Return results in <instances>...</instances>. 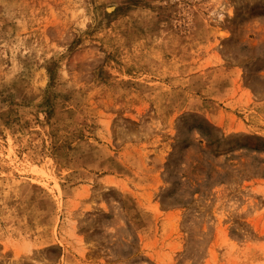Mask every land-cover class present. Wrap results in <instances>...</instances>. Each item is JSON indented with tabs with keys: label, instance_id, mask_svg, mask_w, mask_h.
I'll list each match as a JSON object with an SVG mask.
<instances>
[{
	"label": "rangeland",
	"instance_id": "rangeland-1",
	"mask_svg": "<svg viewBox=\"0 0 264 264\" xmlns=\"http://www.w3.org/2000/svg\"><path fill=\"white\" fill-rule=\"evenodd\" d=\"M0 264H264V0H0Z\"/></svg>",
	"mask_w": 264,
	"mask_h": 264
},
{
	"label": "bare ground",
	"instance_id": "bare-ground-1",
	"mask_svg": "<svg viewBox=\"0 0 264 264\" xmlns=\"http://www.w3.org/2000/svg\"><path fill=\"white\" fill-rule=\"evenodd\" d=\"M107 10H109V9H107ZM111 10H109V12H110ZM108 12V11H107Z\"/></svg>",
	"mask_w": 264,
	"mask_h": 264
}]
</instances>
